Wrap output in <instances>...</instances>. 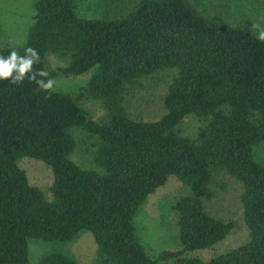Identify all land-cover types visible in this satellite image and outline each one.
Returning <instances> with one entry per match:
<instances>
[{"label":"trees","instance_id":"16d2710c","mask_svg":"<svg viewBox=\"0 0 264 264\" xmlns=\"http://www.w3.org/2000/svg\"><path fill=\"white\" fill-rule=\"evenodd\" d=\"M21 47L34 48L48 77L82 75L75 93L42 91L27 77L0 79V264H30L28 241L67 243L83 230L97 245L91 264H264V165L253 147L264 143V41L240 26L222 23L189 0H138L125 16L83 19L76 0H36ZM47 53L63 67L48 71ZM163 68L176 75L163 97L165 114L141 121L127 113L138 81ZM47 82V81H45ZM99 100L104 116L92 120L81 102ZM192 115L191 136L179 124ZM73 128L88 137L94 169L70 155ZM51 168V198L30 185L18 159ZM169 176L186 188L172 205L180 250L148 256L134 218ZM222 176L242 185L240 201L248 239L208 261L185 258L224 240L235 228L208 214L205 203ZM36 264H76L56 251Z\"/></svg>","mask_w":264,"mask_h":264},{"label":"rangeland","instance_id":"374dc122","mask_svg":"<svg viewBox=\"0 0 264 264\" xmlns=\"http://www.w3.org/2000/svg\"><path fill=\"white\" fill-rule=\"evenodd\" d=\"M36 0H0V47H21L25 43L26 33L32 24L34 3ZM138 0H76V13L83 19H116L127 15ZM198 10L218 18L222 23L240 26L259 35L254 25L264 27V0H189ZM45 65L48 71L63 67L64 63L54 55L47 53ZM92 70L82 75L65 77L54 76L53 89L66 93H75L89 80ZM176 75L175 68L156 70L138 81L131 95L126 98L127 113L141 121H156L165 114L163 97L167 86ZM89 117L98 121L104 116V108L99 100L89 99L81 102ZM198 122L189 115L179 124L181 134H194ZM73 128L75 142L70 158L83 169H94L90 154L86 149L87 139L80 130ZM254 159L264 165V143L253 147ZM18 166L24 170L30 185L40 189L50 199V187L53 182L51 168L45 163L29 158L18 159ZM215 197L205 203L208 214L224 222L233 221L235 228L221 242L204 250L186 251L185 258H198L208 261L217 254L226 253L248 239V231L243 219V207L240 201L242 185L232 177L222 176L219 184L213 187ZM186 193L184 185L174 176H169L165 184L157 188L145 200L134 218V226L140 243L149 257H156L164 251L180 250L176 216L172 210L174 201ZM61 251L73 258L76 264H91L97 257V245L89 231L83 230L76 239L67 242L28 241L30 264L50 252ZM156 264H167L157 262Z\"/></svg>","mask_w":264,"mask_h":264},{"label":"clouds","instance_id":"9594fccd","mask_svg":"<svg viewBox=\"0 0 264 264\" xmlns=\"http://www.w3.org/2000/svg\"><path fill=\"white\" fill-rule=\"evenodd\" d=\"M254 27L259 30L258 39L264 41V27L259 24ZM24 51V56L19 55L15 49H12L7 57L0 55V79H8L11 83L19 85L27 77L40 90L52 91L55 80L53 78L45 80L48 77L46 70L33 69V65L40 61L37 51L32 47H27Z\"/></svg>","mask_w":264,"mask_h":264}]
</instances>
